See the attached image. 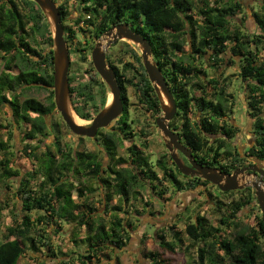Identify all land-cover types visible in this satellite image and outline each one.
I'll return each instance as SVG.
<instances>
[{
	"label": "trees",
	"instance_id": "1",
	"mask_svg": "<svg viewBox=\"0 0 264 264\" xmlns=\"http://www.w3.org/2000/svg\"><path fill=\"white\" fill-rule=\"evenodd\" d=\"M54 1H60L58 6L65 21L72 0ZM73 1L81 10L74 21L78 33L99 39L112 26L125 23L150 42L153 60L177 104L176 116L169 126L180 131L183 144L200 164L220 167L228 174L245 161L239 152L230 150L229 140L236 136L238 128L226 120L228 113H233L227 104L234 103L235 98L229 93V80L221 83L219 76L220 70L234 68L254 121L255 142L246 158L256 160L264 170V2L253 14L258 32L251 34L243 19L234 24L237 16H245L241 0ZM64 28L69 50L77 45L75 50L81 53V61L87 62L89 42L78 43L77 31ZM30 39L40 49L33 48ZM124 44L131 61L118 63L123 72L133 73L131 78L120 72L111 55L107 56L109 66L117 74L125 109L109 131L99 130L97 140L108 157L105 164L98 153L63 142L59 134L54 142L46 143L55 130L47 123V117L57 112L51 25L33 1L0 0V112L9 110L13 121L8 141L0 140V150L4 152L0 179L5 191H11L12 179L19 178L14 192L16 204L6 207L0 202V222L4 210L11 214L10 224L0 236V264H19L27 254L39 260L42 256L56 260L64 257L59 264H103L113 260L121 264L116 253L131 242L130 229L135 228L132 220L147 213L155 215L143 190L149 191L150 198L163 200L169 187L181 193L212 185L199 177L184 176L171 155H163L153 164L145 154L148 143L127 148V157L119 153L125 140L138 136V131L132 130L135 121L129 109L128 86L134 88L155 124L162 113L160 98L141 54L129 43ZM208 69L216 75L210 76ZM88 74L87 78L70 75L69 83L75 113L91 121L106 106L109 91L93 63ZM35 86L50 91L47 104L34 98L22 99L25 90ZM197 91L200 96L195 95ZM194 108L200 121L193 123L190 114ZM18 130L23 146L20 153L32 163L26 172L12 166L16 152L9 141H16L13 136ZM214 137L217 138L211 142ZM180 157L188 164L182 154ZM97 191L104 213L110 217L108 223L94 202ZM222 193H238L241 198L226 205L214 203L219 215L222 207L226 208L218 226L198 215L185 224L183 232L175 226L162 229L154 251L144 254L147 264H172L165 255L177 254L186 239L190 243L186 247L188 264H264L262 214L252 224L242 222L238 215L253 204L260 209L253 188ZM135 202L143 203L140 210L135 208ZM66 245L69 250L63 251Z\"/></svg>",
	"mask_w": 264,
	"mask_h": 264
},
{
	"label": "rangeland",
	"instance_id": "2",
	"mask_svg": "<svg viewBox=\"0 0 264 264\" xmlns=\"http://www.w3.org/2000/svg\"><path fill=\"white\" fill-rule=\"evenodd\" d=\"M241 1L244 5L246 18H243L245 16L239 15L234 20V24H240L238 22H241V19H243L245 21L244 25L247 31L250 32L251 34L257 33L258 29L253 14L254 12L259 10L264 0H241ZM56 3L59 5L60 1ZM80 13H81L80 7L77 4H75L74 1L72 0L69 4V16L65 21H63V26L73 27L77 31L76 41H78V43L81 42L82 44H85V42H89V45L86 47L87 49H89V51L86 52L88 59L87 62L83 63L81 61L80 58L81 53L75 50V48L78 47L77 45L74 46L72 51L69 50L70 60H71L69 76L76 75V77H80L84 75L87 78L89 75L88 73L90 72V63H92V59H91V53L93 50L92 48L95 47L98 39L91 38L89 33L86 34L80 32L78 33L74 21L78 18ZM49 23L51 25V29L53 32V25L50 22V20ZM30 42L33 48L40 49L35 40L30 39ZM124 43H129L134 47V49L137 52L141 54V48L139 46L135 45L132 42L124 40V41H120L119 44H117L114 49H110L111 48L110 47L108 49L107 56L111 55L112 59L115 61V65L119 67L120 72H122L126 78H131L133 73L123 72V70L121 69L122 66L118 63L119 60H122L124 62L131 61L130 56H128L125 53V51L127 50V46ZM104 44L106 45V42ZM42 47H44V45H42L41 48ZM208 71L210 72L209 74L210 76L216 75V73L212 72L210 69H208ZM236 74L237 73L234 68H228L227 70H220L219 73L221 83L225 79L229 80L230 83L229 93L232 94L233 97L235 98L234 103L227 104L228 109L233 110V113L229 112L228 116L226 117V120L231 122L235 127L238 128V132L236 136L232 140H229L230 150L232 149L234 151L239 152L242 155V157L245 158V161L244 163H242V166L240 168L252 164V165H257L259 168L262 169V165L257 163L256 160L252 158H246L247 151L255 142V136L253 133L254 121L248 113L246 96L244 94V90L242 89V84L240 83V80L238 79ZM127 94L129 97V109H130L131 117L135 121V123L132 124V130L133 132L138 131L137 133L138 136L135 138L133 137L125 140L124 146L119 149V153L122 156L127 157V148L131 147L132 145H137L139 147L143 143H148L149 148L145 150V154L150 157V160L154 164L163 155H168V156L170 155V152L168 151L165 145L164 136L162 132L158 129L157 125L155 124L154 118H152L151 114L146 110L145 107H143L142 103L139 101L136 91L134 90L133 87L131 86L127 87ZM195 95L200 96L201 93L197 91L195 92ZM26 98H34L36 100H39L47 104L50 99V91H48L45 88H39L35 86L31 89L25 90V92L22 95V99H26ZM109 99H111L112 101V95L110 91L108 93V101ZM229 100L230 102H233V98H230ZM162 114L163 113H161V115ZM161 115H159V117ZM75 116L78 119L82 120L83 123L87 122V120L81 119L79 116H77V114H75ZM190 117L192 118L193 123L200 121V116L196 115L195 108L192 110ZM47 123L50 126L53 125L55 129L53 131L54 134L52 133L50 138L46 140L47 144L54 142L56 138L55 136L59 134L60 139L63 142H69L75 144L80 150L98 153L100 159L104 161L105 164H107L108 157L104 153V149L100 147V142L97 140V137L95 139H90L87 137H78L73 135L58 112L54 113L52 116L47 117ZM87 123L85 124L89 125L90 121H88ZM12 124L13 121L9 110L3 109L0 112V126L2 127V129H0V140L4 142L8 141V134L9 132L13 131V128L11 127ZM113 125H115V122L113 123ZM111 127L104 129V133L109 131ZM178 132L180 133V131ZM14 138H16V141L14 140L9 141V144L14 147V151L16 152V158H14L12 166L18 168L23 172L29 171L31 169L32 163L23 154L20 153L23 146H22V136L19 133V130L16 131V134L14 133L13 139ZM216 138L217 137H214L210 141L213 142ZM3 155L4 152L0 150V159L3 158ZM223 164H225L224 161ZM216 168H220V167H216ZM258 177H254L253 175H251L250 177L247 178L250 182H252L257 180ZM180 178L182 179V177ZM18 181L19 178H13L10 184L12 190L5 191L4 184L0 179V202H2L3 205L6 204L5 205L6 207L9 206L13 207V205L16 204V198L14 192L18 187L17 184ZM166 186L168 185L165 184V187ZM246 187H251V186L248 185ZM142 192L144 198L152 202V206L150 210L152 213H155V215L152 216L150 213H147L141 217H138V219L134 218L132 220L134 221L133 223L135 224V228L130 229L131 242L125 250L118 251L116 253L120 259L121 264H147V259L144 257V254L152 250L154 251L157 245L158 233H161L162 229L175 226L179 231L183 232L185 229V224L191 219L193 221V219H195L198 215H202L206 217L214 226H218L220 223L221 216L224 214L226 208L223 206L221 215H219L215 211L216 207L214 206V203L222 202L226 205L232 202L233 200L238 201L241 198V194L238 193L233 195H224L219 190V188L214 185H211L207 188H198L196 190L185 191L181 193L179 192L176 193L171 187H169V193L166 195V197L163 200L150 198L149 191L147 190H143ZM94 198H95L94 202L96 203V206L99 210V215H101V218L104 220V222L108 223L110 221V217L109 215H106V213H104L105 211L102 205L103 202L100 198L99 191H97L94 194ZM135 205H136L135 208L140 210L143 203L135 202ZM255 206L256 204H253L251 207H247L239 212L238 215L242 222L244 223L249 222L250 224H252L255 220V217L258 214L259 215L262 214L260 209H258ZM2 213L3 216L0 222L1 237L5 233L6 225L10 224V217H11L9 210H4ZM184 237L186 239V236ZM188 244L190 243L186 239L185 246H183L182 248H178L177 254L175 255L166 254L165 258L171 260L172 264H188L190 260L189 256H187L188 255L187 253L189 252L186 251V247ZM66 249L69 250L67 245L64 246L63 251H66ZM63 258L64 257H61L59 260H56V259H48L42 256V258L39 260V258L27 254L25 257H23L20 260L19 264H59ZM103 264H116V261L113 260L111 262H105Z\"/></svg>",
	"mask_w": 264,
	"mask_h": 264
},
{
	"label": "water",
	"instance_id": "3",
	"mask_svg": "<svg viewBox=\"0 0 264 264\" xmlns=\"http://www.w3.org/2000/svg\"><path fill=\"white\" fill-rule=\"evenodd\" d=\"M35 2L53 25L54 41V101L57 112L71 131L78 137L95 139L99 130L110 128L114 122L123 114L125 103L122 98V91L117 81V74L107 62L108 49L118 41L127 40L141 48V57L144 68L150 82L154 85L155 91L161 101L162 115L156 119V125L164 136L166 148L170 152L172 162L176 164L184 176L199 177L219 188L222 192L242 190L250 185L254 189V197L262 213L264 222V170L255 166L238 168L231 174L220 168L204 166L200 164L192 151L183 144L178 131L170 128L169 123L177 113L175 98L167 84V81L153 60V50L150 42L134 32L128 24L121 23L112 26L104 35L98 39L91 53L92 63L95 70L107 85L112 101L107 104L94 118L89 125L78 124L71 115L72 106L70 96L69 72L71 66L70 52L65 39L62 14L58 4L54 0H29ZM106 41V45L103 43ZM76 114V113H75ZM182 154L188 164L180 157ZM252 171V174H250ZM257 172L259 175H257ZM253 175L258 177L252 182H241Z\"/></svg>",
	"mask_w": 264,
	"mask_h": 264
},
{
	"label": "bare ground",
	"instance_id": "4",
	"mask_svg": "<svg viewBox=\"0 0 264 264\" xmlns=\"http://www.w3.org/2000/svg\"><path fill=\"white\" fill-rule=\"evenodd\" d=\"M106 41H103V43H105ZM111 103V99H109V101H108V103L107 104H110ZM106 104V105H107ZM71 115L73 116V119L75 120V122H77L78 124H83V125H86L85 123H87V122H85V123H83L82 122V120H80V119H78L76 116H75V113L73 112V110L71 109ZM88 124V123H87ZM241 182H250L249 180H248V178H246L245 180H241Z\"/></svg>",
	"mask_w": 264,
	"mask_h": 264
},
{
	"label": "flooded vegetation",
	"instance_id": "5",
	"mask_svg": "<svg viewBox=\"0 0 264 264\" xmlns=\"http://www.w3.org/2000/svg\"><path fill=\"white\" fill-rule=\"evenodd\" d=\"M250 166H255V167L259 168L257 165H252V164H249L248 166H244V167H250ZM259 169H261V168H259ZM250 174H252V171H250ZM257 175H259L258 172H257Z\"/></svg>",
	"mask_w": 264,
	"mask_h": 264
}]
</instances>
